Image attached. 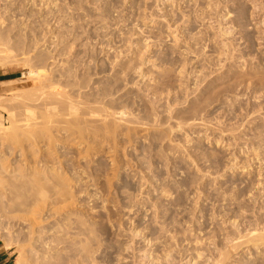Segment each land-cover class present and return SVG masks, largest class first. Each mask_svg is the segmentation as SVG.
<instances>
[{
	"label": "rangeland",
	"instance_id": "1",
	"mask_svg": "<svg viewBox=\"0 0 264 264\" xmlns=\"http://www.w3.org/2000/svg\"><path fill=\"white\" fill-rule=\"evenodd\" d=\"M0 71V121L52 114L0 146L26 264H264V0H0Z\"/></svg>",
	"mask_w": 264,
	"mask_h": 264
},
{
	"label": "bare ground",
	"instance_id": "2",
	"mask_svg": "<svg viewBox=\"0 0 264 264\" xmlns=\"http://www.w3.org/2000/svg\"><path fill=\"white\" fill-rule=\"evenodd\" d=\"M226 34V33H225ZM231 33H228V35H230ZM227 34H226V36H228ZM50 73H52L51 71H50ZM66 76H69V74H65ZM10 83H12V81H5V82H1L0 84L1 85H3V87H5L4 85H6V87L8 86V84H10ZM53 83L54 82H52V85H53ZM13 85V84H12ZM55 85H57V86H55L54 88H53V95H52V97H51V100H54V97L56 96V95H60V92H62V91H65V90H63V89H60V88H58V83H56ZM10 89H8V88H4V89H0V96H3L4 95V92H8ZM38 91H42L41 89H39V90H37V91H35V92H33V93H30L29 94V96L31 95V96H37V94H36V92H38ZM72 109H69V111H71ZM51 115L52 114H46V113H44V114H42L41 115V117H42V121L40 122H35V124H33L32 126H29V125H23V126H20L19 125V121H21V122H24V121H26V120H28L27 119V117H24V116H21L20 118H18V122L16 121V118L15 117H13V116H9V123H10V125H7L6 123H5V121H0V146L1 145H3V144H5L7 141H13V143L15 144V142H16V145H18V144H21L22 145V143L24 142V141H26V143H28V142H30V141H36V142H38L39 141V139H38V137L40 138L41 137V135H39L38 134V131H36V128L38 127V126H44L43 128H45V129H47V127H48V125L47 124H50L49 122V120L47 121V119H49L50 117H51ZM26 118V120H24V121H22V120H20L21 118ZM15 118V119H14ZM30 118H34V116H31L30 115ZM31 120V119H30ZM52 120H53V118H52ZM29 121V120H28ZM25 123H27V122H25ZM24 123V124H25ZM22 124V123H21ZM45 126H47V127H45ZM37 139H38V141H37ZM34 143V142H33ZM10 144H11V142H10ZM14 144H11V145H14ZM10 145V146H11ZM21 145H19V147L21 146ZM7 146V145H6ZM25 146V145H24ZM12 147V146H11ZM23 148V147H22ZM26 148V146L23 148V150ZM14 150V149H13ZM7 153V152H6ZM17 153V152H16ZM15 153V154H16ZM24 153H25V151H24ZM24 153H23V151H22V153L21 154H23L24 155ZM2 154V153H1ZM4 154V153H3ZM23 155H22V157H23ZM8 157H9V155H8ZM11 157V156H10ZM6 158V155L4 156V158H2L1 160H3V161H6V160H4ZM0 163H3V162H0ZM4 163H7V162H4ZM15 165V164H14ZM4 166L5 165H2V164H0V175L1 176H3V172H2V170H3V168H4ZM8 166H10V165H8ZM12 166V165H11ZM15 167H17V166H15ZM20 168H21V166H19ZM18 167V168H19ZM44 168V167H43ZM8 169V168H7ZM12 169H14V168H12ZM15 170V169H14ZM19 170V171H18ZM20 170H22V169H17V171H16V174L17 173H19V175H20V173H22V172H20ZM24 170V169H23ZM11 171V170H10ZM44 171V170H43ZM15 172V171H14ZM38 171H36V172H33L34 173V175L33 176H35L36 177V175L37 174H35V173H37ZM15 174V173H14ZM40 174V173H39ZM6 175H8V173H6ZM19 175H15L13 178H12V183L13 182H15L16 183V180H17V178L22 182V180L20 179L21 177L19 176ZM0 176V177H1ZM18 176V177H17ZM39 175H37V178H39L38 177ZM43 176V175H42ZM46 176V175H45ZM20 177V178H19ZM24 177V176H23ZM35 177L33 178V181L35 180ZM47 177H48V175H47ZM11 178V177H10ZM36 178V180H38ZM43 178V177H42ZM54 178V177H53ZM39 179H41V177L39 178ZM44 179V178H43ZM46 180V179H45ZM44 180V181H45ZM51 181H53L52 179H50ZM19 181V182H20ZM40 181V180H39ZM18 182V183H19ZM20 182V183H21ZM24 182V181H23ZM25 182L27 183L28 181H26L25 180ZM25 182H24V185H25ZM38 182V181H37ZM18 183H16L15 185L17 186V184ZM20 183H19V185H18V187H20ZM13 184H11L10 186H12ZM14 185V186H15ZM23 185V183L21 184V186ZM14 186H12V187H14ZM15 186V187H16ZM232 223V222H231ZM235 223V222H234ZM233 224V223H232ZM236 224V223H235ZM233 226V225H232ZM79 227V226H78ZM236 226H234V228H235ZM238 227V226H237ZM79 228H81V227H79ZM83 228V227H82ZM235 229H237V228H235ZM81 230V229H80ZM83 230V229H82ZM256 230H258V229H254V231L255 232H253L252 234H250V235H252L251 237H248L247 238V240H249V243L252 241L254 244L255 243H264V235L262 236V234H260L261 232H258V234H260V235H256ZM84 231H86V230H84ZM251 231V230H250ZM249 231V232H250ZM253 231V230H252ZM251 231V232H252ZM78 232V231H77ZM75 233L74 235H79L80 233ZM83 232V231H82ZM250 232V233H251ZM85 234V233H84ZM239 234V236H236L237 238H235L237 241L238 240H243V239H240V233H238ZM237 234V235H238ZM65 235L67 236L68 235V233H65ZM71 235V234H70ZM80 235H83V234H80ZM134 235H137L138 236V234H134ZM247 235H249V234H247ZM246 235V236H247ZM249 235V236H250ZM245 236V237H246ZM81 237V236H80ZM238 237H239V239H238ZM242 237H244V235H242ZM65 239H67L68 240V237L67 238H65ZM235 239H231V242H236V241H234ZM245 239V238H244ZM230 240V239H229ZM246 240V239H245ZM82 241V240H81ZM150 240H148L147 241V244H150ZM231 242H230V244H231ZM40 242L39 241H35L34 240V242H33V247H34V249L36 250L37 248H38V245L37 244H39ZM237 243V242H236ZM241 243H243V242H241ZM258 243V244H259ZM263 243L261 244V245H263ZM61 244V243H60ZM235 244V243H234ZM76 245V244H75ZM78 245V244H77ZM236 245H238V246H236ZM234 247H239L240 246V243H238V244H236ZM261 245L259 244V246L258 247H261ZM256 246V245H255ZM233 247V248H234ZM257 246H256V248H258ZM172 249H174V248H172ZM259 249V248H258ZM257 249V250H258ZM175 250V249H174ZM256 249H255V251H257ZM170 252V251H169ZM146 253V252H145ZM153 255H155V254H152V255H150V254H143L140 258L142 259V260H144L145 258L148 260V263L149 264H161V262L162 263H171L172 261H173V259H172V256L168 253V254H166L165 256H164V262L163 261H161V258H160V260L159 259H157V258H152V256ZM57 256V255H56ZM21 257H23V256H21ZM21 257H19L18 258V262H17V264H26L25 263V261L21 258ZM58 257V256H57ZM59 257H60V255H59ZM58 257V258H59ZM145 257V258H144ZM56 258V257H55ZM190 258V256L188 257V259ZM131 260V258H130V256H128V257H125V258H123V259H121V261H123V262H121V263H119V264H134L135 262L134 261H130ZM191 259V258H190ZM147 260H145L146 262H147ZM84 262H86V261H84ZM174 262V261H173ZM93 264L95 263V262H92ZM89 264H91V260H90V263ZM96 264V263H95Z\"/></svg>",
	"mask_w": 264,
	"mask_h": 264
},
{
	"label": "crops",
	"instance_id": "3",
	"mask_svg": "<svg viewBox=\"0 0 264 264\" xmlns=\"http://www.w3.org/2000/svg\"><path fill=\"white\" fill-rule=\"evenodd\" d=\"M10 74L6 73V71H0V83L4 81H9L8 76ZM18 256L13 248H7L0 241V264H17Z\"/></svg>",
	"mask_w": 264,
	"mask_h": 264
}]
</instances>
